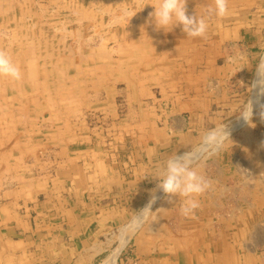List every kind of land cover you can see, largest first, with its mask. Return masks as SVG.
Masks as SVG:
<instances>
[{"label":"crops","instance_id":"obj_1","mask_svg":"<svg viewBox=\"0 0 264 264\" xmlns=\"http://www.w3.org/2000/svg\"><path fill=\"white\" fill-rule=\"evenodd\" d=\"M151 21L146 33L139 32L138 19L113 33L104 28L98 46H92L91 37L70 34L83 53L68 76L84 81L80 96L68 97V102L76 105L73 111L78 110L81 95L87 103L82 107L83 125L77 124L83 135L76 128L75 133L57 135L50 170L23 155L12 168L13 157L6 151L0 155V264H103L113 253L112 264H129L125 261L129 252L138 264H209L208 254L211 264H220L213 261L221 248L220 180L213 178L205 162L194 166L209 182L194 214L182 215L178 198L173 215L167 216L164 209L162 215L140 222L129 241L120 250H112L115 231L128 229L148 203L164 161L183 154L209 130L219 128L237 104L220 97L230 94L229 82L235 83L231 72L235 57L224 60L226 55L216 43L207 50L196 45L193 55H187L180 37L158 33L163 29H155ZM232 31L236 33L228 28L227 34ZM111 39H115V55L108 50ZM26 61L31 69L20 68L22 79L41 75L39 63ZM129 62L131 72H125L124 64ZM113 66L116 71H109ZM43 71L47 75V69ZM68 93L77 94L72 88ZM98 108L109 109L102 119L112 143L118 144L115 152L101 147L106 139L94 138L85 127V119ZM57 110L50 119L53 130L73 128L75 123L65 122L62 110ZM44 134L40 129L38 136ZM12 172L17 173L13 179ZM128 243L134 250H122Z\"/></svg>","mask_w":264,"mask_h":264},{"label":"rangeland","instance_id":"obj_2","mask_svg":"<svg viewBox=\"0 0 264 264\" xmlns=\"http://www.w3.org/2000/svg\"><path fill=\"white\" fill-rule=\"evenodd\" d=\"M154 3L156 0H0V50L6 51L19 68L25 66L27 70L31 69L28 67L30 62L27 65L26 61L29 58L39 63V69L42 70L41 75L29 74L30 77H21L17 81L0 77V155L6 151L7 156L13 157L12 168L18 165V158L23 155L27 161L36 158L39 166L50 170L53 162L50 157L51 152L56 149L54 146L57 143V135L70 134L72 131L75 133V128L79 130L78 135H83L81 127L77 124L83 125L81 120L85 117L82 107L87 103L82 101L81 95L79 108L73 111L76 105H69L68 102V97L80 96L79 86L81 87L84 81L68 76L69 72L73 74L74 66L79 65L75 59L83 53L70 34L79 32L87 40L91 37L95 40L89 39L92 46H98L104 28L112 32L137 19L141 23L139 32L146 33L149 19L155 27L153 17L150 16L154 11L151 4ZM213 6V0L186 2L187 14L197 13L207 21L208 28L203 37L190 38L179 26L171 31L161 30L158 33L172 34L176 40L180 37L179 43L186 44L187 55H193L196 45L202 44L207 50L216 43L221 46V53L226 55L224 60L236 58L234 68H231L235 83L229 82L226 91H231L230 94L220 95L222 98L228 97L230 101L234 99L237 103L230 117L220 125H226L229 140L220 148H214L210 143L203 144L204 136L216 129L209 130V133L187 151L202 148L203 154H198L199 158L194 161V166L205 162L213 178L220 180L221 248L217 255H214L213 261L218 260L220 264H264V120L256 114V109L251 125L245 124L238 115L244 98L249 95L247 87L254 78V69L264 56V0H227L228 11L223 17L209 14L208 9ZM228 28H235L236 33L233 30L228 35ZM238 30H242L241 35ZM114 40L111 39L107 45L109 52L115 55L118 52ZM126 49L128 48L125 47ZM69 56L72 57L70 60L74 59L75 62L66 58ZM21 61L25 63L21 64ZM114 66L109 71H116ZM124 66L125 72H131V62ZM45 68L47 75L43 71ZM114 75L109 73V76ZM208 83L214 85L213 82ZM69 88L74 89L77 94L68 93ZM119 98L118 96L117 99L121 100ZM116 103L122 105L120 101ZM57 109L62 110L65 122L69 120L75 123L73 128L69 130L66 125L60 127V132L53 130L50 119L54 112H58ZM106 111L109 109L98 108L91 111L90 119H85V127H89V134L94 138L106 139L101 147L115 152L118 150V144L112 143L108 125L103 124L106 120L102 117ZM43 120L46 123L41 124ZM40 129L45 130L44 136H38ZM20 170L30 173L29 169ZM12 173L13 179L17 173ZM0 183L2 184L1 177ZM158 183L159 180L150 189L151 194L157 196L152 205L153 212L143 221L138 219V215L128 224L131 225L128 229L115 231V245L112 250H120L124 245L123 241H129L133 229L140 222L142 225L148 218L162 215L164 209L167 216L174 214L177 209L175 200H178V197L166 196L158 189ZM214 183L217 184V180H214ZM234 189L239 190L236 192ZM237 203L239 205L236 206ZM124 249L134 250V247L128 243L122 250ZM207 256L211 264L210 254ZM127 257L125 261L129 260V264H138V260L130 252ZM108 261L110 260L107 259L103 264H109Z\"/></svg>","mask_w":264,"mask_h":264},{"label":"clouds","instance_id":"obj_3","mask_svg":"<svg viewBox=\"0 0 264 264\" xmlns=\"http://www.w3.org/2000/svg\"><path fill=\"white\" fill-rule=\"evenodd\" d=\"M186 2L187 0H156V3L151 4L154 11L150 13V16L153 17L156 29L167 32L179 26L190 38L203 37L208 28L207 21L204 16L197 13L187 14ZM213 5L208 9L209 14H214L216 17L227 14V0H213ZM0 77H7L14 81L21 79L19 66L4 50H0ZM247 92L249 95L244 98L238 115L245 124L251 125L254 109L257 110L256 114L264 120V56L260 58L254 69V78L248 85ZM227 140H229V133L224 125L211 134L205 135L202 143H210L214 148H220ZM198 154L202 155L203 149L187 151L180 155L175 153L164 161L162 172L157 176L158 189L166 196L179 198L180 212L184 216L194 214L199 207L198 198L209 187L208 180L194 167V161L199 158ZM156 200L157 196L153 193L140 211L139 220H145L153 212L152 205Z\"/></svg>","mask_w":264,"mask_h":264},{"label":"bare ground","instance_id":"obj_4","mask_svg":"<svg viewBox=\"0 0 264 264\" xmlns=\"http://www.w3.org/2000/svg\"><path fill=\"white\" fill-rule=\"evenodd\" d=\"M239 122H240V121H239ZM236 123H238V121H237ZM241 124H242V122H241ZM201 149H202V148H201ZM138 223H139V222H138ZM125 238H126V237H125ZM125 238H124V239H125ZM123 243L125 244V242H124V241H123ZM115 254H116V253H113L112 257H111V258H109V260H110V261H108V262H109V264H112L111 262H112V261H114ZM107 264H108V263H107Z\"/></svg>","mask_w":264,"mask_h":264}]
</instances>
